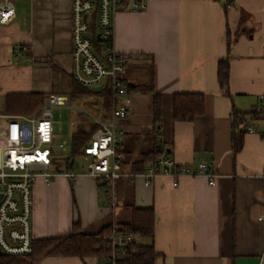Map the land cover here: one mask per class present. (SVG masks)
Segmentation results:
<instances>
[{"label":"crops","instance_id":"obj_1","mask_svg":"<svg viewBox=\"0 0 264 264\" xmlns=\"http://www.w3.org/2000/svg\"><path fill=\"white\" fill-rule=\"evenodd\" d=\"M226 1L148 0L143 10L125 3L114 17L116 50L148 70L135 84L149 83L153 89L132 93L124 121L123 168L133 170L149 152H166L179 164L212 161L214 183L201 176L182 177L177 187L167 177H156L149 186L140 177L121 179L111 203L83 169L74 180L37 178L32 186L34 239L68 236L75 223L81 232L96 233L108 223L128 221L132 206L151 207L153 236L139 240L153 244L154 264H264V12L261 0H231L225 6ZM70 7L69 0H17L15 17L0 24V131L2 116L29 115L2 112L7 93L69 95L64 84L72 80ZM224 58L229 95L217 81ZM153 93L163 95L157 118ZM173 93H202L204 112L191 121L173 120ZM86 102L90 112L99 110L96 99ZM233 109L244 113V129L256 130L244 132L235 154ZM106 257L42 254L33 264H108Z\"/></svg>","mask_w":264,"mask_h":264},{"label":"built area","instance_id":"obj_2","mask_svg":"<svg viewBox=\"0 0 264 264\" xmlns=\"http://www.w3.org/2000/svg\"><path fill=\"white\" fill-rule=\"evenodd\" d=\"M16 1L0 0V24L15 17ZM69 1L71 79L86 90L99 86V91H107L110 105L107 110L102 105L95 113L88 112L94 129L73 155L66 140H56L52 123V109L69 106V95L50 93L29 115L1 117L5 126L0 131V251L8 255L32 253V186L37 178L47 181L62 175L74 180L83 169L111 203L115 184L121 179L133 181L140 177L143 185L149 186L156 177H167L173 187L186 176L204 177L209 185L215 179L212 161L179 164L166 152L146 159L140 171L123 168L124 121L133 91L123 76L130 54L114 46V17L125 3L131 10H143L148 0ZM261 2L260 10L264 12V0ZM20 50L18 45L14 47V51ZM261 103L264 116V94ZM255 131V126L245 128L248 133ZM104 239L107 263L116 264L134 237L115 230Z\"/></svg>","mask_w":264,"mask_h":264},{"label":"trees","instance_id":"obj_3","mask_svg":"<svg viewBox=\"0 0 264 264\" xmlns=\"http://www.w3.org/2000/svg\"><path fill=\"white\" fill-rule=\"evenodd\" d=\"M231 0L226 1L227 6ZM229 47V42H227ZM217 81L219 88L226 95H229V63L224 58L218 62ZM126 86L132 91L152 93V86L148 84L127 83ZM78 86L71 80V91L69 98L90 93ZM153 117L160 116L162 111L163 95L152 94ZM47 94L43 92L7 93L4 96L2 112L5 114H31L39 108ZM103 104L108 109L110 100ZM170 111L173 120L191 121L204 112V95L202 93H173L170 95ZM255 112V111H254ZM253 111L251 114L254 113ZM231 146L235 154L242 147L243 134L245 132L244 113L235 109L231 112ZM94 126L88 130H76L72 133L71 155L79 152L80 146L93 131ZM154 151L145 154L142 159L133 166V171H140L146 159L153 157ZM73 232L65 237H49L33 239L32 253L29 255H8L0 254V264H33L36 257L44 255H68L84 258L85 256L104 255L107 256V240L104 235L113 231H122L133 235L134 240L126 248L116 264H154L156 252L152 243H142L140 238L152 237L154 233V212L151 207H131L130 219L120 223H108L96 233L81 232L74 224Z\"/></svg>","mask_w":264,"mask_h":264},{"label":"rangeland","instance_id":"obj_4","mask_svg":"<svg viewBox=\"0 0 264 264\" xmlns=\"http://www.w3.org/2000/svg\"><path fill=\"white\" fill-rule=\"evenodd\" d=\"M19 5V11L25 12L26 7L21 3ZM149 75L148 70L141 71L134 61H130L127 64L126 71L124 74V80L127 83H139L140 77H147ZM67 82V80H66ZM64 90L66 92L71 91V85L69 83L64 84ZM97 101V107L103 104H107L110 100V96L107 91H95L85 95H78L71 97L69 106L54 107L52 109V123L54 128V134L57 141L66 140L68 148L70 150L72 144V133L76 130H88L94 126V122L88 114L89 107L86 105V101L94 100ZM107 105L105 107H107ZM3 134L1 133V138ZM77 165H81L80 163ZM116 223V222H115Z\"/></svg>","mask_w":264,"mask_h":264},{"label":"water","instance_id":"obj_5","mask_svg":"<svg viewBox=\"0 0 264 264\" xmlns=\"http://www.w3.org/2000/svg\"><path fill=\"white\" fill-rule=\"evenodd\" d=\"M100 90V87L99 86H97V87H94L93 89H92V91H99ZM1 196V195H0ZM0 254H1V251H0Z\"/></svg>","mask_w":264,"mask_h":264}]
</instances>
